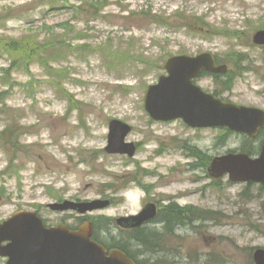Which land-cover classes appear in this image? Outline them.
<instances>
[{
  "label": "rangeland",
  "instance_id": "rangeland-1",
  "mask_svg": "<svg viewBox=\"0 0 264 264\" xmlns=\"http://www.w3.org/2000/svg\"><path fill=\"white\" fill-rule=\"evenodd\" d=\"M259 30L264 0H0V221L27 210L47 226L94 218L101 241H118L140 264H254V250L264 249L263 186L206 172L209 157L250 142L180 120L151 121L143 97L167 58L210 52L228 67L231 89L222 96L264 109V48L252 44ZM12 41L27 49L14 57ZM56 41L89 48L63 56L45 50ZM197 85L215 89L209 77ZM117 119L132 127L131 159L105 152L108 123ZM97 199L109 207L83 217L46 208ZM168 199L194 214L161 235L158 252L117 229L114 220L146 201Z\"/></svg>",
  "mask_w": 264,
  "mask_h": 264
},
{
  "label": "water",
  "instance_id": "water-1",
  "mask_svg": "<svg viewBox=\"0 0 264 264\" xmlns=\"http://www.w3.org/2000/svg\"><path fill=\"white\" fill-rule=\"evenodd\" d=\"M252 42L264 46V30L255 32ZM164 64L167 76H161L156 84L147 87L143 99L144 109L152 120L165 122L181 118L194 128L226 127L251 138L264 128L263 110L222 102L192 84V79L198 78L201 71L217 74L226 71L225 65L215 66L212 54L203 53L196 57L176 55ZM108 125L106 152L131 157L135 147L132 143H124L131 127L119 120H112ZM208 173L212 178H220L227 173L228 179L235 183L251 181L264 184V145L256 158L243 153L215 157ZM106 206L108 201H63L48 205V209L85 214ZM154 215V206L147 205L138 215L118 219L117 224L134 227ZM91 236L90 222L75 231H69L65 225L46 228L36 213L17 212L0 223V257L8 259L6 264H134L126 254L117 249L107 251L91 240ZM252 260L255 264H264V249H256Z\"/></svg>",
  "mask_w": 264,
  "mask_h": 264
},
{
  "label": "trees",
  "instance_id": "trees-1",
  "mask_svg": "<svg viewBox=\"0 0 264 264\" xmlns=\"http://www.w3.org/2000/svg\"><path fill=\"white\" fill-rule=\"evenodd\" d=\"M94 7V6H93ZM95 9H96V13H99V12H101V9H98V8H96V7H94ZM153 18H156L154 15H153ZM158 19H159V21H158V19L156 20V21H158V22H161V21H164V18L163 17H157ZM192 19H194V21L196 20V21H198L199 19H200V17H198V16H196L195 15V17H192ZM82 38L81 37H79L78 38V41L79 40H81ZM57 46V48H56V50H54L53 49V47L54 46ZM45 46V45H44ZM44 46H42V48H44ZM10 48V50L9 51H7L8 53L10 52L11 54H13V56L15 57L18 53H20V52H24V50H26L27 49V47L26 46H24V44L22 43V42H15V41H12L11 43H9L8 44V46H7V49H9ZM89 47H88V45H86V44H79V45H77V46H72V44H70L69 42H67V44H65V43H63L62 41L61 42H55L54 44H47L46 46H45V50H51V52L54 54V55H58L59 53H61L62 54V56L64 55V54H66V53H68L69 51H73L74 53H76L77 55H79V54H82V52H85V49H88ZM9 53V54H10ZM8 54V55H9ZM83 54H85V53H83ZM114 54H115V57H114V59H117V61L120 59V54H119V51L116 49L115 51H114ZM31 56V55H30ZM38 57V61L41 63V65L43 66V67H46L47 69H49V73L50 74H53V69L52 68H50L49 66H48V63H47V59L44 57V58H40L39 56H37ZM128 58H132V59H135V57H133V56H128L127 57V59ZM126 59V60H127ZM125 60V61H126ZM13 61H15V59L13 60ZM221 62V61H220ZM7 72V71H6ZM218 81V80H217ZM218 83H221L220 85H221V88H222V90H226V89H230L231 88V85L228 83V82H226V80L224 81V80H222V81H219ZM120 87H125V86H121L120 85ZM1 95L2 94H0V97H1ZM241 152H245V153H247V154H251V149H250V147H248V148H246V149H241ZM171 212L173 213V216L175 217V219L176 220H178L177 222L178 223H181L182 221H183V219H184V217H185V214H184V212H183V209H179L177 206H173L172 207V210H171ZM194 213L192 212V215H193ZM195 217H198V215L197 216H195ZM93 220V219H92ZM147 236V235H146ZM146 236H144L143 238H146ZM94 240L97 242V243H102V241L98 238V236L97 235H95L94 236ZM109 248V247H108ZM111 248V247H110ZM119 249H121L122 251H124L125 253H127L131 258H132V255L130 254V253H128V251L123 247H119ZM149 250H154V248H149Z\"/></svg>",
  "mask_w": 264,
  "mask_h": 264
},
{
  "label": "flooded vegetation",
  "instance_id": "flooded-vegetation-1",
  "mask_svg": "<svg viewBox=\"0 0 264 264\" xmlns=\"http://www.w3.org/2000/svg\"><path fill=\"white\" fill-rule=\"evenodd\" d=\"M204 77H205V74H202V77H200L198 81L203 79ZM146 203H152L156 206V215L153 219L149 221H145V223H142L139 226H134V228L128 227V228H122V229L117 228V229L120 231L124 230L125 232H129L131 234H134V233L139 234L141 239H139L138 237L133 238L131 236L130 239L132 241L130 240V243L134 245L136 243L135 241H137L138 245H141V246H144L146 245V243H148L146 245V248H147L149 246V242L146 241L148 237L143 238L144 236L146 235L149 236V235H153L157 233V238H158V233L159 234L171 233V232L173 233L174 229L180 228V227L179 225L174 224L175 217L173 216V213L171 212L172 207L174 206L173 204H176L175 202H171L170 199H168L162 202L158 200H149V201H146L145 204ZM182 208H184L185 211L188 210V208L186 207L182 206ZM157 227H159L160 229L158 232H157L158 230ZM143 240H145L146 242Z\"/></svg>",
  "mask_w": 264,
  "mask_h": 264
}]
</instances>
